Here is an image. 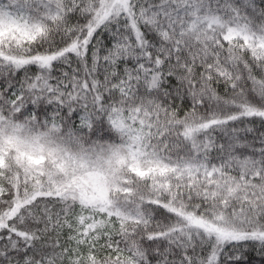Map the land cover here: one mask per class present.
<instances>
[{
  "label": "snow or ice",
  "instance_id": "obj_1",
  "mask_svg": "<svg viewBox=\"0 0 264 264\" xmlns=\"http://www.w3.org/2000/svg\"><path fill=\"white\" fill-rule=\"evenodd\" d=\"M0 264H264V0H0Z\"/></svg>",
  "mask_w": 264,
  "mask_h": 264
}]
</instances>
